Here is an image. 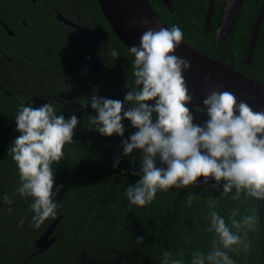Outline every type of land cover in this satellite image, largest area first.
Returning a JSON list of instances; mask_svg holds the SVG:
<instances>
[{"label": "trees", "instance_id": "obj_1", "mask_svg": "<svg viewBox=\"0 0 264 264\" xmlns=\"http://www.w3.org/2000/svg\"><path fill=\"white\" fill-rule=\"evenodd\" d=\"M149 1L170 28H181L184 41L264 85V17L251 62L244 61L264 0H244L224 39L218 37V25L227 0H214L208 34L203 25L211 0H171L173 12L163 0ZM59 11L90 26L91 45L79 41L75 29L71 31L76 35L67 34L57 17ZM112 50L119 56L111 57ZM84 55L104 66L105 78L81 65ZM133 59L98 0H0V264H164L166 252L169 260L182 254L190 262L192 252L209 251L216 239L204 219L210 201L216 202V211L226 220L234 210L239 212L237 219L253 212L259 216L256 230L246 238L248 250L229 255L237 264H264V202L243 193L232 199L235 189L225 194L223 180L209 177L205 182L198 177L192 185L158 191L149 205L129 204L124 193L139 178L141 153L134 150L130 157L124 156L121 141L136 129L124 120V137L90 130L88 114L95 112L90 105L82 109L80 103L90 99L88 95L107 92L123 100L126 83L133 78ZM48 101L58 114L65 118L75 114L80 122L73 142L64 147V159L53 166L54 190L62 186L55 197L58 215L37 229L32 227L30 198L15 192L20 181L11 148L19 135L15 115L20 105L39 107ZM187 106L195 123L208 119L203 108ZM117 157L120 164L113 167ZM4 194L11 203L3 199ZM189 196L193 198L190 207L186 203ZM58 218L51 234L53 243L38 253L34 243ZM138 237L143 239L138 242Z\"/></svg>", "mask_w": 264, "mask_h": 264}, {"label": "clouds", "instance_id": "obj_2", "mask_svg": "<svg viewBox=\"0 0 264 264\" xmlns=\"http://www.w3.org/2000/svg\"><path fill=\"white\" fill-rule=\"evenodd\" d=\"M183 39L178 25L158 31L147 29L138 45L128 47V54L134 57L133 78L126 83L128 91L123 100L93 94L80 103L82 109L90 105L95 112L88 114L87 126L109 137H124V120L136 129L121 141L124 156L130 157L134 150L141 153L139 178L124 193L130 205H149L158 191L192 185L198 177H204L205 182L209 177L225 181L224 193L235 189L234 200L243 193L264 202V112H254L243 101L237 103L230 92L213 90L202 102L208 119L195 123L187 106L192 96L183 76L191 64L174 54ZM110 55L119 56L115 50ZM58 113L48 101L39 107L21 104L15 115L19 135L12 142L11 152L20 181L15 192L30 198L32 227L37 229L58 215L55 197L62 186L56 185L54 190L53 166L64 159V147L73 142L80 122L75 114L65 118ZM119 164L117 157L113 167ZM132 174L137 175L134 170ZM3 199L11 203L8 194ZM186 203L190 207L193 198L189 196ZM215 204L208 203L210 211L204 216L207 231L216 237L211 249L192 252L190 262L182 254L169 260L166 252L164 264H237L229 253L248 250L250 241L246 238L256 230L259 216L253 212L237 219L239 212L234 210L226 220ZM142 239L138 237V242Z\"/></svg>", "mask_w": 264, "mask_h": 264}, {"label": "water", "instance_id": "obj_3", "mask_svg": "<svg viewBox=\"0 0 264 264\" xmlns=\"http://www.w3.org/2000/svg\"><path fill=\"white\" fill-rule=\"evenodd\" d=\"M36 2V0H33ZM100 7L109 21L111 27L128 48L133 44L138 45L141 35L149 28L159 30L160 28H170L153 8L149 0H98ZM163 2L174 11L171 0ZM244 0H227V6L222 22L218 25V37L226 38L233 29L238 15L243 6ZM214 12V0L204 21V30L208 34L212 26V16ZM62 21L72 23L59 15ZM264 17V4L256 20L255 29L252 32L247 54L244 57L246 64H250L260 27ZM8 32L13 31L5 24ZM174 54L185 58L191 64L190 69L183 72L186 86L192 100L188 103L190 107L203 105V99L213 90L227 91L237 98V103L243 101L247 103L254 112H264V85L254 79L237 71L232 65L217 60L200 50L194 48L186 41L182 40L179 47L174 50ZM83 65L95 71L99 76H103V69L99 62L84 58ZM98 96L116 99L114 93L97 94ZM88 95L87 97H91ZM128 106L127 104L125 107ZM59 218L55 220L46 232L36 240L34 247L38 248V253L47 250L54 241L51 237Z\"/></svg>", "mask_w": 264, "mask_h": 264}, {"label": "flooded vegetation", "instance_id": "obj_4", "mask_svg": "<svg viewBox=\"0 0 264 264\" xmlns=\"http://www.w3.org/2000/svg\"><path fill=\"white\" fill-rule=\"evenodd\" d=\"M59 15H62L64 18H67V20H68V21H71L72 23H66L65 21H62V20L60 19ZM57 17H58V19H59L62 23L65 24V27H63V29L68 31L67 34L76 35L75 32H72V31H71V28H72V29H75V31H77V32L80 34V36H79V37H80V38H79V41H81V42L84 41V43H87V44L91 45V43H90V38H89V34H90V32H91V28H90V26H89L87 23H85L83 20H80V19H78V18L73 19V18H70V17L64 16L60 11L57 13ZM4 26H5V24H4ZM6 29H7V28H6ZM7 31H8V30H7ZM9 34H10V35H13L14 32H13V34H11V33H9ZM84 58H89L91 61H97V60H94V59H92V58L87 57V56L84 55V56H81L80 63H81L82 66H84L85 68L91 70V71L94 72L97 76H99V74H97L95 71H93L92 69H90V68L86 67L85 65H83L82 62H83ZM97 62H98V61H97ZM99 63H100V62H99ZM100 64H101V63H100ZM101 66H102V69H103L102 73H103V76H104V77H102V76H99V77H101V78H105V77H106L105 74H104L105 68H104V66H103L102 64H101ZM80 78L82 79L81 76H80Z\"/></svg>", "mask_w": 264, "mask_h": 264}]
</instances>
